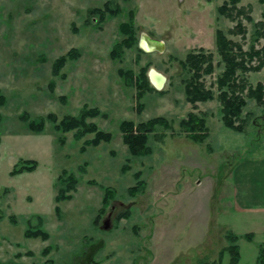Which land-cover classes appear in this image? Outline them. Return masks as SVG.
I'll return each instance as SVG.
<instances>
[{"label":"rangeland","instance_id":"374dc122","mask_svg":"<svg viewBox=\"0 0 264 264\" xmlns=\"http://www.w3.org/2000/svg\"><path fill=\"white\" fill-rule=\"evenodd\" d=\"M223 2L0 0V91L6 98L0 106V264H196L218 257L229 244V230L239 235V264H256L264 222L239 211L234 192L245 168L264 197V103L246 97L236 122L242 130L223 125L216 84L223 64L217 65L215 30L245 51L261 47L264 38L256 40L254 31L264 30V0L237 3L245 12L239 16L244 32L236 34L228 32L236 21L217 11ZM130 13L137 42L126 46L128 33L120 24ZM144 35L162 49L142 50ZM198 48L213 54L214 69L200 80L214 97L192 104L185 96L191 73L181 60ZM141 67L148 79L154 69L165 81L138 97L120 71L137 74ZM238 73L253 86L264 83V65ZM90 108L99 114L87 122L109 132V140L92 144L94 132L77 137L46 118L59 121ZM192 112L205 121L208 136L201 143L180 126ZM24 113L43 118V130H29ZM156 116L170 127L157 126L149 135V154L131 155L120 122ZM20 159L37 165L12 175ZM62 170L77 183L66 191L71 199L57 202ZM138 180L145 182L144 191L130 196L128 188ZM106 187L113 194L104 206ZM37 227L47 232L45 240L24 236ZM248 232L251 240L243 237ZM220 264H229L227 251Z\"/></svg>","mask_w":264,"mask_h":264},{"label":"trees","instance_id":"16d2710c","mask_svg":"<svg viewBox=\"0 0 264 264\" xmlns=\"http://www.w3.org/2000/svg\"><path fill=\"white\" fill-rule=\"evenodd\" d=\"M240 0H224V2L217 7V11L220 15L229 18L232 21H236L235 28L230 29V34H236L238 32H244V27L239 20L245 9L238 7L237 3ZM101 12L100 9H95V12ZM110 12H114L110 10ZM130 13L127 22L120 24L121 30L128 33L124 42L126 46H131L137 42L135 35V29L133 25V19ZM247 19H250L247 16ZM255 39L260 37L264 38V30L255 29ZM215 46L220 56V61L217 63L222 65L223 69L217 77V88L221 104V119L225 127L234 131H241L242 124H237L239 115L242 112V108L246 104V97L253 98L258 104L264 103V83L257 82L254 86L246 83L244 77H240L239 72L243 73L246 70H258L264 65V44L255 48L253 45L248 50H243L241 45L228 38L223 30H215ZM113 50L111 51V53ZM213 54L205 51L204 48L192 49L188 51L185 58L181 60V65L191 73V76L185 79V96L187 102L195 104L197 101H206L212 99L213 92L210 89H206L200 80L203 74L211 73L214 69L212 64ZM256 59L257 65H252V61ZM63 58L59 60L61 63ZM58 61H56L57 64ZM58 63V64H59ZM147 70V69H146ZM144 67L140 68L139 73L134 74L132 71H120V74L126 78V80L134 85L137 89V96L141 97L145 90H157L149 81L148 74ZM5 96L0 91V106L5 103ZM98 110L96 108L84 109L79 115H70L63 117L61 120L57 119L49 114L46 118L55 122L54 127L60 131H74L77 137L83 136L86 133L94 132V137L90 140L92 144H97L100 141H107L110 139L111 134L109 132L102 131L97 128L94 123L87 122V118L97 116ZM21 119L27 122V127L32 132L39 133L44 128V119L41 118L38 121L29 119L27 114L21 115ZM57 121V122H56ZM157 126H161L165 129L170 127L169 121L163 116H156L146 121L134 123L131 120H122L119 124L120 131L122 133L123 142L126 144L128 151L133 156H143L151 152L150 146L147 143L150 134H153L157 129ZM180 126L186 133V136L194 142H203L207 138L208 132L203 117L195 113H189L187 118L180 120ZM162 138L160 135L159 138ZM20 165L16 163L10 173L12 175L21 173L24 171H33L37 165V162L33 159H20ZM58 181L61 187L58 188L55 200H68L72 196L66 194V191L74 190L76 187L77 179L66 170H62L58 175ZM145 188V182L138 180L135 185L128 188L130 196H135L138 193H142ZM112 190L108 187L104 188V195L102 204L105 206L108 200L112 197ZM57 213L59 208L57 207ZM124 215V214H123ZM39 226H41V217L38 216ZM26 237H40L45 240L48 235L47 232L41 227L35 229H28L24 232ZM238 236L233 231L229 230L226 233V238L229 244L222 248L218 252V257L213 260H202L196 264H220L223 253L227 251L229 253V264H239L240 250L237 244ZM243 237L251 240L253 233L248 232L243 234ZM47 250V249H46ZM256 264H264V241L258 245Z\"/></svg>","mask_w":264,"mask_h":264},{"label":"crops","instance_id":"0c3cea01","mask_svg":"<svg viewBox=\"0 0 264 264\" xmlns=\"http://www.w3.org/2000/svg\"><path fill=\"white\" fill-rule=\"evenodd\" d=\"M260 164L262 165L260 170H264V163ZM249 176H252V172H247L245 168H242L237 174L238 178L234 192L237 198V209L246 214L248 213L247 215H251V218L260 219L264 222V197L262 198L258 195L260 190L257 185L253 183V180L248 178ZM254 176L256 175L254 174ZM257 178L262 181V174H258Z\"/></svg>","mask_w":264,"mask_h":264},{"label":"water","instance_id":"95a60500","mask_svg":"<svg viewBox=\"0 0 264 264\" xmlns=\"http://www.w3.org/2000/svg\"><path fill=\"white\" fill-rule=\"evenodd\" d=\"M139 47L144 50V51H153V50H161L162 49V43L160 41H156L154 39H150L148 36H142L139 39ZM153 69L149 70V80L151 82V84L156 88H161L162 86L159 87V85H157V83L152 82V78H151V72ZM156 72V71H155ZM159 75V82H162L161 84L163 85L164 81H165V77L156 72ZM106 227V226H105Z\"/></svg>","mask_w":264,"mask_h":264},{"label":"bare ground","instance_id":"6f19581e","mask_svg":"<svg viewBox=\"0 0 264 264\" xmlns=\"http://www.w3.org/2000/svg\"><path fill=\"white\" fill-rule=\"evenodd\" d=\"M151 52V51H150ZM151 78H152V82H155L157 83V85H161L162 82H159V75L155 72V70L153 69L152 72H151Z\"/></svg>","mask_w":264,"mask_h":264},{"label":"flooded vegetation","instance_id":"af4514ba","mask_svg":"<svg viewBox=\"0 0 264 264\" xmlns=\"http://www.w3.org/2000/svg\"><path fill=\"white\" fill-rule=\"evenodd\" d=\"M94 249V247H92L91 249H90V251L87 253V255H86V259L88 260L89 258H90V255H91V253H92V250ZM85 263V262H84Z\"/></svg>","mask_w":264,"mask_h":264}]
</instances>
